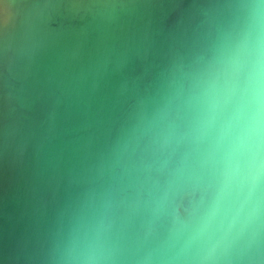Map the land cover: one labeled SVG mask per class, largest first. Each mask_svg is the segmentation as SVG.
Segmentation results:
<instances>
[{"label":"clouds","instance_id":"1","mask_svg":"<svg viewBox=\"0 0 264 264\" xmlns=\"http://www.w3.org/2000/svg\"><path fill=\"white\" fill-rule=\"evenodd\" d=\"M139 4L67 0L111 41L78 88L123 74L113 26ZM64 5H30L32 26L7 45L25 67L44 47L39 25ZM108 120L102 143L53 169L56 207L30 259L264 264V0H203L183 39L116 89Z\"/></svg>","mask_w":264,"mask_h":264},{"label":"water","instance_id":"2","mask_svg":"<svg viewBox=\"0 0 264 264\" xmlns=\"http://www.w3.org/2000/svg\"><path fill=\"white\" fill-rule=\"evenodd\" d=\"M34 2L0 4V264H37L29 257L57 203L53 169L62 172L70 157L103 142L116 89L143 76L183 39L203 0H140L113 26L127 66L102 81L97 93L78 88L79 78L111 41L67 0L39 25L45 44L30 66L7 48L16 49L32 26Z\"/></svg>","mask_w":264,"mask_h":264}]
</instances>
